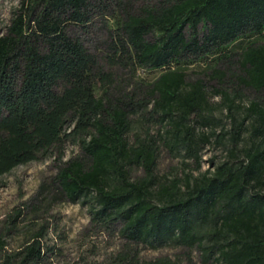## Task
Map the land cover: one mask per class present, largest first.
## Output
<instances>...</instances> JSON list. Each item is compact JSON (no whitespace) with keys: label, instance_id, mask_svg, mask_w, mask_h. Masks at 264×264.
Segmentation results:
<instances>
[{"label":"trees","instance_id":"trees-1","mask_svg":"<svg viewBox=\"0 0 264 264\" xmlns=\"http://www.w3.org/2000/svg\"><path fill=\"white\" fill-rule=\"evenodd\" d=\"M98 17L113 20L99 58L80 36ZM139 69L153 75L134 78ZM213 96L231 120L217 135L227 136V158L161 182L159 146L129 141L132 118L167 124L163 144L198 166L215 133L193 123L217 126ZM68 145L76 151L65 158ZM44 158L54 193L87 204L90 222L123 242L105 262L84 264H175L139 254L166 245L264 264V0H22L0 35V177ZM27 207L0 222V264H58L49 222L20 226Z\"/></svg>","mask_w":264,"mask_h":264},{"label":"rangeland","instance_id":"rangeland-1","mask_svg":"<svg viewBox=\"0 0 264 264\" xmlns=\"http://www.w3.org/2000/svg\"><path fill=\"white\" fill-rule=\"evenodd\" d=\"M22 0H0V35L5 31L10 19L19 9ZM113 24L111 18H95L91 31L87 34H80L84 45L98 58L106 51L105 43L108 41L109 29ZM200 73V68H192L189 74L194 76ZM119 77L130 80L129 72L122 70ZM153 73L139 69L134 78L149 80ZM206 81L213 88H218L217 81ZM129 88V87H128ZM210 90V88H209ZM240 102L247 104V98ZM211 114L217 120V126H201L200 123H193L197 133H211L210 143L204 144L200 152V161L196 162L184 155L179 148L165 146L162 138L167 135V124H158L148 115L136 114L132 118L129 141H147L155 139L159 151L155 166V175L161 182L169 183L178 180L183 183L188 176L197 177L212 165L227 158V148L230 147L227 136L218 140L222 130H229L231 120L224 108L219 96H213L210 100ZM241 110L237 112L240 115ZM194 122V121H193ZM76 148L73 145L66 147L65 158L70 157ZM55 166L51 159L33 161L13 168L9 173L0 177V222L7 215L13 213L20 207H27L28 213L21 220L20 226L33 220L40 224L43 221L49 222V238L57 239L56 243L61 248V256L58 264H84L103 263L117 249L122 246V240L117 233H109L99 229L90 222L87 204L81 202L70 203L62 200L52 189V177ZM141 168L133 172L135 176H142ZM56 227V231H54ZM62 239V240H60ZM140 256L143 259H154L155 257H167L175 264H220L215 260L205 261L201 251L194 249L191 252L173 245H166L157 249H149L139 246Z\"/></svg>","mask_w":264,"mask_h":264}]
</instances>
